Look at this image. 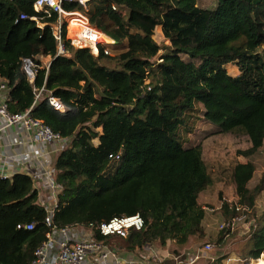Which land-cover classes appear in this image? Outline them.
Instances as JSON below:
<instances>
[{
	"label": "trees",
	"instance_id": "16d2710c",
	"mask_svg": "<svg viewBox=\"0 0 264 264\" xmlns=\"http://www.w3.org/2000/svg\"><path fill=\"white\" fill-rule=\"evenodd\" d=\"M33 2L0 0V82L9 112L29 109L66 140L52 165L60 186L52 225L89 229L110 250L167 247L180 264H192L183 250L215 237L205 232L198 201L213 179L201 146L185 147L186 136L202 111L218 133L248 138L237 155L253 156L263 146L264 0H215L213 8L197 0H89L86 6L63 0L62 10L86 17L90 38L105 42L97 55L66 38L61 14L35 11ZM157 26L164 44L154 39ZM109 47L118 52L104 53ZM229 63L238 75L221 72ZM255 169L252 161L234 164L237 198L221 205L231 210L227 220L250 214L246 241L233 251L241 261L264 252V208L253 207L264 191V171L250 186ZM236 204L249 213L236 211ZM46 214L30 175L0 178V264L34 259L51 229ZM135 214L143 218L139 230L104 236L97 229ZM220 230L216 241L223 251L231 229ZM226 254L206 264H223Z\"/></svg>",
	"mask_w": 264,
	"mask_h": 264
},
{
	"label": "built area",
	"instance_id": "2783aa9c",
	"mask_svg": "<svg viewBox=\"0 0 264 264\" xmlns=\"http://www.w3.org/2000/svg\"><path fill=\"white\" fill-rule=\"evenodd\" d=\"M63 0H34L33 8L35 11L44 10L49 12L53 10L59 14L68 13L74 14V12H65L62 10L61 3ZM79 4L86 6L89 0H76ZM82 16V15H81ZM24 17L21 15V18ZM84 17V16H83ZM86 21L87 18L85 17ZM88 23V21H87ZM54 37L59 44V51H62L61 44V33L59 26L54 31ZM70 42L76 47H89L94 55L98 54V44H104L103 42H96L95 47L91 48L92 45L89 40L85 38L75 40L72 38ZM104 53H109L108 48L104 49ZM24 68L29 75L30 79H33V71L31 69V62L28 59L23 60ZM6 91V85L4 82H0V92ZM50 104L59 111L63 110V106L59 100L55 97H49ZM0 117L5 120L7 125H19L23 127L28 133L32 141L43 142L46 144H54L56 142H64L58 133L53 132L42 120L33 118L30 115V110L27 109L23 112L11 113L7 109L6 97L3 101H0ZM45 174L47 175V187L50 189L51 195L57 199V195L60 191V186L54 181L53 169L45 168ZM12 177L10 173L0 168V178L7 179ZM233 201V200H232ZM231 202V201H230ZM57 206V202L54 208L46 209L45 223L50 226V231L46 234V239L36 248L34 252V259L29 264H97L99 259H106L109 255H112L113 251L96 242L92 239V234L85 240H72L71 233L74 234L71 228L62 227L56 228L52 225V215L54 209ZM236 211H250L246 206H235ZM239 220V216H234L229 220H225L220 224V229L229 228L233 229L235 223ZM143 226V218L139 214L115 217L109 222L101 223L97 226L100 234L107 236L111 234L124 235L130 229L139 230ZM26 228L31 229L32 225H26ZM206 249L210 248V244L205 243ZM201 248L191 252L190 261L185 259L186 262L190 263L200 258ZM236 261V264H253L252 259L241 261L237 257H227L223 263L230 264ZM127 264H164L162 260L154 258L152 262H138L129 261Z\"/></svg>",
	"mask_w": 264,
	"mask_h": 264
},
{
	"label": "rangeland",
	"instance_id": "374dc122",
	"mask_svg": "<svg viewBox=\"0 0 264 264\" xmlns=\"http://www.w3.org/2000/svg\"><path fill=\"white\" fill-rule=\"evenodd\" d=\"M215 4V0H197V5L202 8H213ZM61 16L63 21L66 22V38L68 40H71L72 38L78 40L85 38L84 36L87 37V39L85 38L86 40L90 38L92 32L88 30L89 27H86L85 18L81 16L80 13H63L61 14ZM71 19H74L73 21H77L78 23L83 24L84 27L81 28V31L77 30V32L69 28ZM67 30L70 32V37L67 34ZM154 39L159 44H164L165 42L161 34L157 31L154 32ZM94 42L96 43L103 41L94 40ZM94 46L92 45L91 48H93ZM108 49L111 54H115L116 52H118L115 51L114 47H109ZM222 71H226V73L231 76H236L239 74L238 68L234 63L224 66L221 69V72ZM197 114L198 118L193 119L194 123L192 130L187 133V136L184 134V136H186V142L184 146L190 147L197 144L201 146L203 158L208 166L213 180H215L212 188H208V190L202 192L199 199L200 204L204 207L205 211L203 223L204 225H206L210 236L215 237L208 241V244H210L209 249H206L204 247L205 244L199 246V248L202 249L200 252L201 258L192 262V264H206L208 260L212 261V259H218L220 255L223 254V252H229V254H226V256L231 257V255L234 253L233 251L235 245H237L240 240L243 243L244 241H246L250 224V220L247 218H249L250 214L246 215L242 213L239 216V220H237V222L235 223L234 228L231 229L228 237H226V247L222 251L221 244H219L216 240L218 235L221 234L220 224L223 221L227 220L226 216L231 213V210L228 208L225 210L221 207V205L222 201L225 202L226 199H233V196L235 195V189L233 188L230 180V170L238 161H252L255 164L256 169L252 175L249 185L253 186L257 182L262 171H264V143L261 149L253 156H239L236 152L237 150H245L246 148H248V138L245 135L241 134L218 133L217 127L203 118L202 111H199ZM94 143H96V140H94ZM254 205H256L254 210H261L262 208H264V191L261 192V194L256 198V200L254 201ZM191 252L192 251L186 252L187 257L190 256L189 254ZM190 259L191 258L188 257L187 260L190 261ZM165 260L167 259L163 258L162 256L163 263L165 262ZM252 260L253 264H255L256 260ZM175 264L178 263L175 262Z\"/></svg>",
	"mask_w": 264,
	"mask_h": 264
},
{
	"label": "crops",
	"instance_id": "0c3cea01",
	"mask_svg": "<svg viewBox=\"0 0 264 264\" xmlns=\"http://www.w3.org/2000/svg\"><path fill=\"white\" fill-rule=\"evenodd\" d=\"M86 27H88L87 23ZM155 31L159 32L163 37L160 26H157ZM84 37L87 39L86 36ZM88 40L92 42L95 39L88 38ZM113 42L114 41L112 40V43ZM5 97L6 91L2 90L0 92V101H3ZM65 144V139L64 142H56L54 144L32 141L29 133L23 127L19 125H7L5 120L0 117V168L10 173L11 176H13L15 173H26L30 175V177L32 178L33 186L38 193V201L42 206L45 207V209H53L57 202V199L51 195L50 189L47 187V175L45 174L44 169L52 168L55 157ZM238 162L245 163L244 161ZM214 183L215 180L212 181V184L208 188H212ZM208 188L203 190L202 192L208 190ZM202 192L199 193L198 201ZM236 198L237 197L235 194L233 196V199H226V201L230 202L232 200H236ZM253 207L255 208L256 205H254ZM204 228L207 236H210L206 225H204ZM71 229L72 231H74V234L71 233L70 236L72 240H85L91 235V231L86 228L73 227ZM201 243L203 242H199L196 244L191 243L183 251H185V253L188 251L193 252L199 249ZM112 251V255H109L106 259H99L97 264H127L129 261L133 260H136L138 262L150 263L154 258L162 260V256L163 258L167 259L165 260L164 264H168L166 261L169 260H173L176 263L180 264L178 256H174L172 253H170L167 247H160L158 245L145 246L137 252H126L121 249ZM188 257L186 255L185 259H188ZM231 257L236 258L237 255L233 253ZM230 264H236V261H233Z\"/></svg>",
	"mask_w": 264,
	"mask_h": 264
},
{
	"label": "bare ground",
	"instance_id": "6f19581e",
	"mask_svg": "<svg viewBox=\"0 0 264 264\" xmlns=\"http://www.w3.org/2000/svg\"><path fill=\"white\" fill-rule=\"evenodd\" d=\"M74 19H71L70 24H69V28L73 31H77L80 30L81 28H83V24L78 23L77 21H73ZM78 20V19H77ZM83 23V22H82ZM78 32V31H77ZM93 46L95 45V42L92 41L90 42ZM255 264H264V253L261 254L260 258L258 260H256Z\"/></svg>",
	"mask_w": 264,
	"mask_h": 264
}]
</instances>
